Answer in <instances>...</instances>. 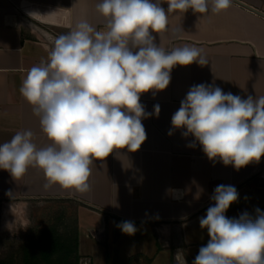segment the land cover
Returning a JSON list of instances; mask_svg holds the SVG:
<instances>
[{
	"label": "crops",
	"instance_id": "crops-1",
	"mask_svg": "<svg viewBox=\"0 0 264 264\" xmlns=\"http://www.w3.org/2000/svg\"><path fill=\"white\" fill-rule=\"evenodd\" d=\"M99 2L0 0V144L21 130L34 133L38 148L49 143L39 117L19 89L27 71L48 59L54 39L81 20L106 30V21L96 9ZM160 6L168 14V27L152 33L157 46L166 50L195 46L203 50L208 63L176 65L166 89L141 95L146 113H153L157 104L160 112L142 119L147 138L140 148L116 150L103 161H94L86 193L55 184L45 188L44 172L36 166L20 178L0 169V201L76 203L78 255L90 264H106L108 244L121 237L124 243L140 246L126 252L127 264L130 259H150L154 264L166 250H170L171 264H179L184 258L181 247L203 243L199 218L214 204L210 197L218 185L234 186L239 196L252 189L264 190V157L237 171L232 165L209 160L198 142L189 147L194 137H184L183 130L172 129L171 124L193 85L214 84L245 99L264 95V0H232L229 9L204 14L192 9L167 13L165 0ZM123 221L134 222L135 234H124L117 227Z\"/></svg>",
	"mask_w": 264,
	"mask_h": 264
},
{
	"label": "clouds",
	"instance_id": "clouds-1",
	"mask_svg": "<svg viewBox=\"0 0 264 264\" xmlns=\"http://www.w3.org/2000/svg\"><path fill=\"white\" fill-rule=\"evenodd\" d=\"M167 13H219L232 0H165ZM211 3V9L209 8ZM161 0H101L96 5L105 19V31L87 20L53 41L48 59L31 67L19 89L39 117L49 143L37 147L31 130L17 131L0 144V169L15 178L29 167L43 170L47 183L79 193L90 191L94 161L116 150L137 151L147 138L142 119L159 115L160 106L146 113L141 95L166 89L176 65L208 63L202 49L185 45L166 50L152 33L168 27ZM172 129L192 136L211 161L232 165L237 171L264 157V95L246 99L219 86L193 85L171 118ZM172 131H169V135ZM214 204L199 218L210 237L193 264H264V212L253 218L225 213L238 201L232 185H218ZM117 227L127 235L137 228L132 221ZM182 264H186L184 258Z\"/></svg>",
	"mask_w": 264,
	"mask_h": 264
},
{
	"label": "rangeland",
	"instance_id": "rangeland-1",
	"mask_svg": "<svg viewBox=\"0 0 264 264\" xmlns=\"http://www.w3.org/2000/svg\"><path fill=\"white\" fill-rule=\"evenodd\" d=\"M261 186L264 188V181ZM263 201L264 190L252 189L239 196L238 201L229 207L225 215L228 218H239L242 213L247 212L254 218L256 208L264 212V204L258 207ZM76 206V203L64 199L0 201V259H5L20 246L31 242L40 229L55 226L58 231H62L66 226H70L76 215ZM198 234L199 238L203 239V243L180 248V253L187 261L186 264H193L200 247L206 246L210 239L206 229L200 227ZM138 248L140 246L133 247L127 244V241L124 243L121 237L118 241L108 244L106 264H127L126 252ZM153 248L157 250L159 247L154 244ZM83 259L86 258H79L78 263ZM147 261L134 259L128 264H150ZM154 264H171L170 250L163 252Z\"/></svg>",
	"mask_w": 264,
	"mask_h": 264
},
{
	"label": "trees",
	"instance_id": "trees-1",
	"mask_svg": "<svg viewBox=\"0 0 264 264\" xmlns=\"http://www.w3.org/2000/svg\"><path fill=\"white\" fill-rule=\"evenodd\" d=\"M77 231L76 216L62 231L55 226L40 229L31 242L0 259V264H79Z\"/></svg>",
	"mask_w": 264,
	"mask_h": 264
},
{
	"label": "built area",
	"instance_id": "built-area-1",
	"mask_svg": "<svg viewBox=\"0 0 264 264\" xmlns=\"http://www.w3.org/2000/svg\"><path fill=\"white\" fill-rule=\"evenodd\" d=\"M89 263V260L88 259H83V261L79 264H88Z\"/></svg>",
	"mask_w": 264,
	"mask_h": 264
}]
</instances>
